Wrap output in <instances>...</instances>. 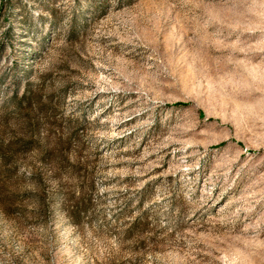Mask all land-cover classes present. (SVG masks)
Instances as JSON below:
<instances>
[{
    "label": "rangeland",
    "instance_id": "rangeland-1",
    "mask_svg": "<svg viewBox=\"0 0 264 264\" xmlns=\"http://www.w3.org/2000/svg\"><path fill=\"white\" fill-rule=\"evenodd\" d=\"M0 264H264V0H0Z\"/></svg>",
    "mask_w": 264,
    "mask_h": 264
},
{
    "label": "trees",
    "instance_id": "trees-1",
    "mask_svg": "<svg viewBox=\"0 0 264 264\" xmlns=\"http://www.w3.org/2000/svg\"><path fill=\"white\" fill-rule=\"evenodd\" d=\"M41 97L38 95H35L29 91H26L22 97L17 101L15 110L16 113L19 115L29 116V112L32 109V105L34 103L40 102ZM26 143H23L22 141H17L15 143L16 146H19V148H22ZM14 145V144H13Z\"/></svg>",
    "mask_w": 264,
    "mask_h": 264
}]
</instances>
